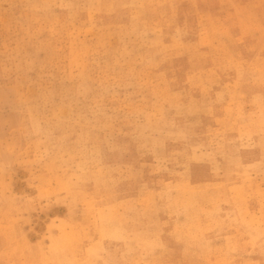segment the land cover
<instances>
[{"label":"rangeland","instance_id":"374dc122","mask_svg":"<svg viewBox=\"0 0 264 264\" xmlns=\"http://www.w3.org/2000/svg\"><path fill=\"white\" fill-rule=\"evenodd\" d=\"M0 264H264V0H0Z\"/></svg>","mask_w":264,"mask_h":264}]
</instances>
